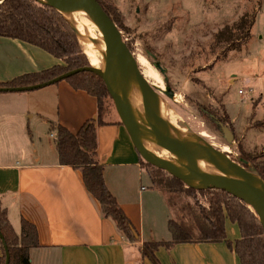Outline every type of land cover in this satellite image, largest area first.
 I'll return each mask as SVG.
<instances>
[{
  "label": "crops",
  "instance_id": "obj_1",
  "mask_svg": "<svg viewBox=\"0 0 264 264\" xmlns=\"http://www.w3.org/2000/svg\"><path fill=\"white\" fill-rule=\"evenodd\" d=\"M260 43L264 46V37ZM60 63L36 46L0 37V84ZM46 89L0 93V207L17 235L23 220L36 228L39 245L29 252L31 264H152L142 259L139 247L160 241L153 230L146 235L143 205L144 200L156 204L158 194L140 186V178L149 174L125 128L118 121L100 127L97 153L108 190L138 234L136 243L102 216L81 172L59 164L54 129L60 125L77 133L96 118V98L66 81ZM156 256L160 264H240L225 244L178 245Z\"/></svg>",
  "mask_w": 264,
  "mask_h": 264
},
{
  "label": "rangeland",
  "instance_id": "obj_2",
  "mask_svg": "<svg viewBox=\"0 0 264 264\" xmlns=\"http://www.w3.org/2000/svg\"><path fill=\"white\" fill-rule=\"evenodd\" d=\"M99 1L117 17L139 70L185 122L191 141L201 138L249 169L251 160L264 162L263 0ZM244 14L260 15L251 38L240 51L225 52L226 44L215 42L217 35ZM216 117L227 122L230 143ZM101 118L107 124L120 121L112 100L105 101ZM139 183L153 189L147 175ZM153 190L156 204L143 201L146 235L153 230L156 239L169 241L170 208L165 194ZM227 231L229 239L239 234L232 224Z\"/></svg>",
  "mask_w": 264,
  "mask_h": 264
},
{
  "label": "trees",
  "instance_id": "obj_3",
  "mask_svg": "<svg viewBox=\"0 0 264 264\" xmlns=\"http://www.w3.org/2000/svg\"><path fill=\"white\" fill-rule=\"evenodd\" d=\"M97 1L121 32L120 22L115 14ZM255 19V14H244L228 30L218 33L215 41L217 46L226 44L223 45L227 46L225 52L240 51L251 38ZM0 37L36 46L61 62L40 73L22 75L11 82L0 84V88L43 84L68 72L91 66L72 27L54 9L36 0L1 1ZM65 81L74 90L84 91L96 98L98 113L96 118L85 122L75 134L60 125L54 129L59 164L81 172L86 189L100 203L102 216L111 219L130 243H136L138 234L108 190L104 179V165L98 161L97 132L107 124L101 117L105 101L110 99L105 84L98 76L88 72L79 73ZM219 121L227 126L225 120ZM251 161V169L244 167L255 170L264 181V162ZM148 168L152 188L165 194L170 208L167 226L171 239L143 243L139 247L142 259L160 264L156 256L160 249L170 250L184 244H225L235 252L240 264H264L263 227L243 202L220 190H193L162 170L150 165ZM227 222L235 225L239 231V238L235 241L228 239ZM0 232L9 251V264H31L29 252L39 245L36 228L23 220L21 233L17 235L8 221L7 212L0 207ZM2 249L0 264H5L3 245Z\"/></svg>",
  "mask_w": 264,
  "mask_h": 264
},
{
  "label": "water",
  "instance_id": "obj_4",
  "mask_svg": "<svg viewBox=\"0 0 264 264\" xmlns=\"http://www.w3.org/2000/svg\"><path fill=\"white\" fill-rule=\"evenodd\" d=\"M36 1L54 9L71 27L73 24L81 23L82 20L99 26L113 44V48L108 49L111 63L104 69L92 65L80 68L43 84L0 88V93H22L43 89L82 72L98 76L105 84L133 147L146 164L166 172L193 190H220L240 200L256 215L264 230V181L255 170L246 169L233 161L225 152L201 138L198 141H191L190 135L186 134L188 139L186 143L179 146L174 141L166 119L168 103L142 75L137 60L123 40L122 33L99 2L97 0ZM125 82L135 85L146 103V114L143 119L132 112L121 94V86ZM168 96L172 97V95ZM215 123L225 140L230 143L233 139L231 130L218 120H215ZM151 148L167 154L171 162L155 157ZM210 168L228 173L229 176L216 174L209 170ZM0 240L5 251V264H9L10 255L1 232Z\"/></svg>",
  "mask_w": 264,
  "mask_h": 264
},
{
  "label": "bare ground",
  "instance_id": "obj_5",
  "mask_svg": "<svg viewBox=\"0 0 264 264\" xmlns=\"http://www.w3.org/2000/svg\"><path fill=\"white\" fill-rule=\"evenodd\" d=\"M75 1L84 2V0ZM72 28L76 33L78 41L80 42L81 49L89 58L91 62L90 64L93 67L104 69L111 63V56L108 49H112L113 44L99 26L94 23H90L87 20H82L81 23L73 24ZM121 94L127 101L132 112L138 118L143 119L146 114V103L139 89L135 85L125 82L121 86ZM166 119L174 141L179 146L186 143V141H188L186 137V134H188L186 124L169 105L166 110ZM151 152L158 159L165 162H171L167 154L154 148H151ZM209 170L222 176H229L228 173H224L215 168H210Z\"/></svg>",
  "mask_w": 264,
  "mask_h": 264
},
{
  "label": "built area",
  "instance_id": "obj_6",
  "mask_svg": "<svg viewBox=\"0 0 264 264\" xmlns=\"http://www.w3.org/2000/svg\"><path fill=\"white\" fill-rule=\"evenodd\" d=\"M52 136H54V135H52ZM55 137V136H54Z\"/></svg>",
  "mask_w": 264,
  "mask_h": 264
},
{
  "label": "flooded vegetation",
  "instance_id": "obj_7",
  "mask_svg": "<svg viewBox=\"0 0 264 264\" xmlns=\"http://www.w3.org/2000/svg\"><path fill=\"white\" fill-rule=\"evenodd\" d=\"M166 93V92H165Z\"/></svg>",
  "mask_w": 264,
  "mask_h": 264
}]
</instances>
